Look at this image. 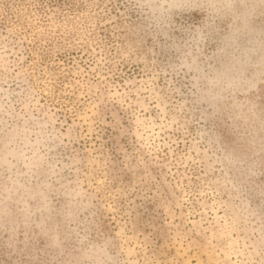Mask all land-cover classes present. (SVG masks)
<instances>
[{
	"label": "rangeland",
	"instance_id": "rangeland-1",
	"mask_svg": "<svg viewBox=\"0 0 264 264\" xmlns=\"http://www.w3.org/2000/svg\"><path fill=\"white\" fill-rule=\"evenodd\" d=\"M0 264H264V0H0Z\"/></svg>",
	"mask_w": 264,
	"mask_h": 264
}]
</instances>
